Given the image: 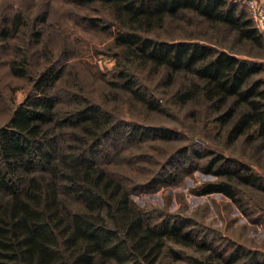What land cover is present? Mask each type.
Returning <instances> with one entry per match:
<instances>
[{
    "label": "trees",
    "instance_id": "obj_1",
    "mask_svg": "<svg viewBox=\"0 0 264 264\" xmlns=\"http://www.w3.org/2000/svg\"><path fill=\"white\" fill-rule=\"evenodd\" d=\"M93 1L116 18L113 40L126 55L153 72L163 69L168 82L173 74L187 75L177 91L179 104L202 106L213 123L225 127L228 144L243 135L245 142L257 140L264 147V84L252 78L261 71L260 63L196 39L159 41L142 35L190 12L200 22L233 32L237 41L262 47L247 10L227 0L77 3ZM37 20L43 21L44 15ZM89 22L98 27L96 20ZM20 24L19 15L9 24L2 20L0 39ZM9 71L17 77L27 74L16 60L9 62ZM61 74L53 65L38 72L0 125V264H155L165 244L207 253L203 259L186 256L191 264H264L263 253L239 244L229 242V252L210 250L188 218L138 207L129 198L174 184L185 164L184 171L199 169L222 178L203 185L198 193L222 194L241 209L239 187H257L264 193L263 177L246 164L197 146L179 149L141 182L101 167L97 160L105 163L112 155L110 163L121 161L120 151L129 144L172 140L177 134L117 120L79 97L72 96L74 107L58 111L52 89ZM118 75L148 110L158 109L156 101L139 91L132 75ZM204 158L205 163L197 165L196 160ZM168 253L179 258L172 249Z\"/></svg>",
    "mask_w": 264,
    "mask_h": 264
},
{
    "label": "rangeland",
    "instance_id": "obj_2",
    "mask_svg": "<svg viewBox=\"0 0 264 264\" xmlns=\"http://www.w3.org/2000/svg\"><path fill=\"white\" fill-rule=\"evenodd\" d=\"M79 1L0 0V29L2 20L9 24L15 15L21 17L19 27L9 32L4 40L0 39V125L28 93L31 80L38 72L53 65L62 69L52 89L59 100L58 111L74 107L71 98L79 97L117 120L164 127L177 134L172 140L129 144L120 151L121 161L110 163L114 161L113 150H110L112 158L105 163L97 160L101 167L141 182L179 149L197 146L246 164L264 178V147L257 140L245 142L242 135L228 144L225 127L213 123L202 106L177 102V91L185 82L186 74H173L168 82L163 69L153 72L148 65H140L115 45L116 18L110 9L101 6L99 1L77 3ZM227 1L244 12L247 10L246 0ZM258 1L264 4V0ZM41 15L44 20L40 22L37 19ZM90 19L96 20L98 27L90 26ZM142 35L159 41L196 39L251 59L262 65L261 71L252 78H260L264 84V36L261 34L262 47H256L246 41H237L235 34L224 30L223 26L200 22L186 12ZM11 60L23 63L25 77L10 73ZM120 71L134 77L139 91L157 102V110H148L132 96L118 77ZM206 160H196L197 165L202 166ZM185 168L183 164L174 184L160 185L153 192L131 194L130 200L138 207L188 218L210 250L229 252L231 242L264 254V193L257 187H239L244 213L222 194L198 193L203 185L222 178L199 169L184 171ZM168 249L174 250L179 258L173 259ZM206 254L192 247L165 244L155 264H191L186 256L203 259ZM206 264L218 263L212 260Z\"/></svg>",
    "mask_w": 264,
    "mask_h": 264
},
{
    "label": "built area",
    "instance_id": "obj_3",
    "mask_svg": "<svg viewBox=\"0 0 264 264\" xmlns=\"http://www.w3.org/2000/svg\"><path fill=\"white\" fill-rule=\"evenodd\" d=\"M245 6L254 28L264 36V4L258 0H246Z\"/></svg>",
    "mask_w": 264,
    "mask_h": 264
}]
</instances>
